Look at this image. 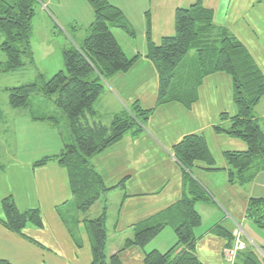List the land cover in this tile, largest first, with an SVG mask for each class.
I'll return each mask as SVG.
<instances>
[{
    "label": "trees",
    "instance_id": "obj_1",
    "mask_svg": "<svg viewBox=\"0 0 264 264\" xmlns=\"http://www.w3.org/2000/svg\"><path fill=\"white\" fill-rule=\"evenodd\" d=\"M88 2L93 10V21L80 45L62 48L63 69L49 79L38 73L35 81L4 90L8 94V107L26 112L34 121L45 120L46 116L38 115L47 104L43 98L51 101L55 108L53 114L64 115L65 118L60 114L59 118L46 119L52 121V125L68 130L71 142L64 144L57 155L43 158L32 166L37 168L55 162L66 171L72 198L57 207L56 213L77 248L82 247L77 227L83 225L90 242L91 264H121L119 253L106 255V208L94 219L70 218L71 208L76 213L86 214L111 190L95 171L92 159L126 134L140 135L157 107L175 102L190 109L197 102V90L202 80L224 73L232 80V101L237 113L233 117L222 114L213 131L245 145L243 152L222 154L228 166V184L245 188L258 174L264 173V132L254 114L255 107L264 97V76L247 50L227 30L214 26L213 13L203 7L201 0H196L189 8L175 11V33L163 38L159 46L151 41L146 13L148 51L145 57L153 64L159 79L155 108L144 111L135 103L128 112L113 116L110 124L104 125L94 108L103 90V81L129 72L139 55L128 58L111 32L116 28L129 38H136L122 8L109 0ZM38 4H41L40 0H0V51L5 57L0 55V74L7 76L33 64L32 23ZM192 51L195 61L188 67L185 61ZM34 95L43 98H36L32 104L30 99ZM171 150L183 173L182 197L163 214L134 226L133 237L124 242L121 251L139 248L144 254L143 264H201L195 253V229L201 226V216L195 206L213 197L191 178L190 173L197 164H202L206 171L218 169L202 135L184 136ZM118 186L122 187V182ZM1 207L0 226L4 230L24 237L23 230L27 225L42 229L43 220L37 209L20 211L11 198L2 200ZM245 217L264 230V196L248 199ZM168 226L174 230V245L165 253L147 251L148 245ZM211 232L226 240L228 250L232 247L234 233L220 225H215ZM235 257L237 264H264V260L250 250L237 252ZM0 264L10 263L0 260Z\"/></svg>",
    "mask_w": 264,
    "mask_h": 264
},
{
    "label": "crops",
    "instance_id": "obj_2",
    "mask_svg": "<svg viewBox=\"0 0 264 264\" xmlns=\"http://www.w3.org/2000/svg\"><path fill=\"white\" fill-rule=\"evenodd\" d=\"M195 1L148 0L142 25H133L136 35H140L141 45L138 37L132 39L121 30L111 29L125 55L128 58L139 55V59L129 72L103 81V90L94 108L104 125H109L113 116L128 112L132 104L138 103L144 111L155 108L159 79L153 64L145 57L148 51L145 14L149 16L151 41L159 46L163 38L175 33V11L189 8ZM201 1L204 8L212 11L214 26L227 30L247 50L264 76V0ZM41 24L47 29L48 20H42ZM88 28L76 35L77 30L71 27L74 46L81 44ZM232 88L230 76L224 73L205 77L197 90V102L190 109L175 102L157 107L140 135L135 137L128 133L92 159L104 185L112 190L101 208V211L106 208L107 257L119 253L121 264H143V252L137 247L121 251L123 244L133 237L134 226L163 214L181 199L183 173L171 149L184 136L202 135L218 171H206L202 164H197L190 173L191 178L213 197L195 206L200 216V207L213 206L208 210L212 217L202 220L201 216V226L195 229V253L201 264H228L223 257L227 242L215 237L211 230L220 225L234 233L236 226L245 224L248 199L261 197L249 189L264 182V173H260L245 188L228 184V166L222 154L243 152L246 147L239 140L216 135L213 126L220 123L222 114L233 117L237 113ZM260 104L264 105V97L256 108ZM254 114L264 132V112ZM0 121L9 125L8 128L0 126L5 132L0 139L3 149L0 148V204L5 198H11L18 210L37 209L43 220L42 229L27 225L24 237L0 226V260L10 264H91L90 242L83 225L77 227L82 243V247L77 248L56 213L57 207L72 198L66 171L55 162L37 168L32 166L43 158L57 155L64 144L70 143L68 130L52 125L46 118L36 121L30 117L0 118ZM11 132L12 145L4 141ZM6 147L11 149L6 150ZM120 182L122 187L118 186ZM114 190L116 193L108 199ZM84 218L89 219L87 213L79 220ZM159 237L162 238L150 243L147 251L165 253L175 243L174 230L170 226ZM239 238L242 240L241 235Z\"/></svg>",
    "mask_w": 264,
    "mask_h": 264
},
{
    "label": "rangeland",
    "instance_id": "obj_3",
    "mask_svg": "<svg viewBox=\"0 0 264 264\" xmlns=\"http://www.w3.org/2000/svg\"><path fill=\"white\" fill-rule=\"evenodd\" d=\"M111 3H115V5L122 8L128 17L132 28L137 26L139 23L142 25L144 21V11L148 6V0H109ZM41 4H38L36 7V16L33 21V34H32V47L31 52L33 54V64L31 66H26L23 69H20L14 73H10V75L4 76L0 74V118H27V114L24 111L12 110L8 107V94L4 90L5 87H19L25 85L27 83L35 81V78L38 73L42 74L45 79L51 78L55 73L61 71L64 67L62 60L61 49L69 47L73 45V32L71 27H74L78 35L79 33H83L86 28H88L93 21V10L88 2V0H40ZM45 5L46 9H43L42 6ZM48 20L47 29H45V24L42 25V20ZM77 27V28H76ZM55 34H52V33ZM136 39L138 37L139 44H142L140 41V35H135ZM84 38H82L83 40ZM2 41V37L0 36V43ZM0 55L5 59L4 55L0 51ZM0 56V58H1ZM193 56V59H190ZM195 53L192 51L188 55V59H186V65L191 67L195 61ZM27 61L28 60H24ZM36 98H43L41 95H34L31 97L30 101L33 104ZM47 104L42 107L43 110L38 111V115L46 116L45 118L56 117L59 118L58 113L53 114L55 111L51 101L49 99H45ZM262 104V103H261ZM259 105L257 108L255 107L254 112L263 113L264 105ZM63 118L64 115H62ZM61 118V116H60ZM104 118H111L110 116H104ZM4 120V119H3ZM7 125L0 121V126ZM264 124H262V127ZM9 125H7V128ZM226 128L228 126H225ZM4 128H0V139L4 136L3 133ZM10 136H5L4 141L6 143H14L13 132L9 133ZM2 144L0 145V148ZM2 149V148H1ZM7 149H11L6 147ZM3 150V149H2ZM1 152V150H0ZM1 163V157H0ZM256 193V195L264 196V182L258 183L255 187L250 188ZM112 191V190H110ZM116 193V190L112 192L108 199L112 198V196ZM107 199V195L100 200H98L92 207L86 211L89 219H94L98 214H101V208L103 207L105 201ZM1 207V204H0ZM212 204L204 205V207H200L202 220L211 218L212 215L208 212L209 208H212ZM2 208V207H1ZM70 218L72 220H77L81 216L85 215L82 213H76L71 208ZM76 216V217H74ZM74 217V218H73ZM78 217V218H77ZM3 219V218H2ZM0 219V220H2ZM106 227V226H105ZM235 229V226H234ZM165 230V229H164ZM164 230L160 233V235L164 232ZM167 230H169L167 228ZM107 231V229H106ZM8 232V231H7ZM172 232V231H170ZM159 235V236H160ZM241 235L242 240L246 243L243 244L239 239ZM157 237V240H160L162 237ZM234 242L232 247L227 249V247L223 250V257L226 263L228 264H237L236 263V254L237 252H242L245 250L253 251L261 260H264V230L258 229L255 225L252 224L249 220L246 221L243 225L236 226L234 232ZM155 239V240H156ZM154 240V241H155ZM152 241L151 244L154 242ZM238 261V260H237Z\"/></svg>",
    "mask_w": 264,
    "mask_h": 264
},
{
    "label": "clouds",
    "instance_id": "obj_4",
    "mask_svg": "<svg viewBox=\"0 0 264 264\" xmlns=\"http://www.w3.org/2000/svg\"><path fill=\"white\" fill-rule=\"evenodd\" d=\"M43 9H46L45 5L42 6ZM144 128V127H143ZM177 162V161H176Z\"/></svg>",
    "mask_w": 264,
    "mask_h": 264
},
{
    "label": "bare ground",
    "instance_id": "obj_5",
    "mask_svg": "<svg viewBox=\"0 0 264 264\" xmlns=\"http://www.w3.org/2000/svg\"><path fill=\"white\" fill-rule=\"evenodd\" d=\"M240 239V238H239ZM243 244H246L243 240H241Z\"/></svg>",
    "mask_w": 264,
    "mask_h": 264
}]
</instances>
